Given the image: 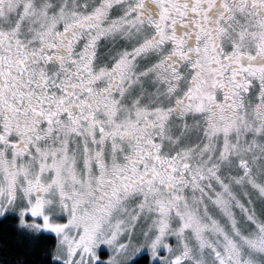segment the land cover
I'll return each mask as SVG.
<instances>
[{"label": "snow or ice", "instance_id": "snow-or-ice-1", "mask_svg": "<svg viewBox=\"0 0 264 264\" xmlns=\"http://www.w3.org/2000/svg\"><path fill=\"white\" fill-rule=\"evenodd\" d=\"M0 264H264V0H0Z\"/></svg>", "mask_w": 264, "mask_h": 264}]
</instances>
